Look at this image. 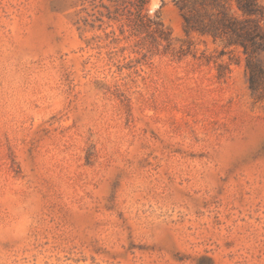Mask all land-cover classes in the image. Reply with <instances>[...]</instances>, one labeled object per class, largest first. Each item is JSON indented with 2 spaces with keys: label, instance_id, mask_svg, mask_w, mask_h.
Here are the masks:
<instances>
[{
  "label": "rangeland",
  "instance_id": "1",
  "mask_svg": "<svg viewBox=\"0 0 264 264\" xmlns=\"http://www.w3.org/2000/svg\"><path fill=\"white\" fill-rule=\"evenodd\" d=\"M129 10L0 0V264H264V71Z\"/></svg>",
  "mask_w": 264,
  "mask_h": 264
},
{
  "label": "trees",
  "instance_id": "2",
  "mask_svg": "<svg viewBox=\"0 0 264 264\" xmlns=\"http://www.w3.org/2000/svg\"><path fill=\"white\" fill-rule=\"evenodd\" d=\"M149 0H129L130 16L140 26L150 17L146 12ZM236 5V8L234 7ZM187 30H197L241 45L247 54V71L251 88H257L263 68L256 56L264 52V6L261 0H181Z\"/></svg>",
  "mask_w": 264,
  "mask_h": 264
}]
</instances>
